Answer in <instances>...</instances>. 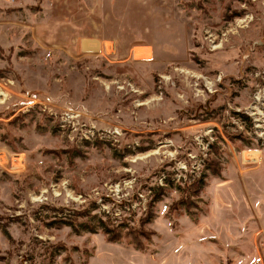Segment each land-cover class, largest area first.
<instances>
[{
    "label": "rangeland",
    "instance_id": "obj_1",
    "mask_svg": "<svg viewBox=\"0 0 264 264\" xmlns=\"http://www.w3.org/2000/svg\"><path fill=\"white\" fill-rule=\"evenodd\" d=\"M1 158L0 264H264V0H0Z\"/></svg>",
    "mask_w": 264,
    "mask_h": 264
},
{
    "label": "crops",
    "instance_id": "obj_2",
    "mask_svg": "<svg viewBox=\"0 0 264 264\" xmlns=\"http://www.w3.org/2000/svg\"><path fill=\"white\" fill-rule=\"evenodd\" d=\"M83 43H86L85 47H88L90 45V42L83 41L82 42L83 48H84ZM92 50H93V48H92ZM260 198L262 200L261 199L253 200L252 203L250 204L252 207L251 213L254 215V217L256 219H258L256 221V226L258 225V227H255L256 229L254 230V232L257 231V234H258L257 235L258 237H256V238L254 237V241H256V242H257V240L259 241V239H260V242H262V240L264 241V193L262 195H260Z\"/></svg>",
    "mask_w": 264,
    "mask_h": 264
},
{
    "label": "trees",
    "instance_id": "obj_3",
    "mask_svg": "<svg viewBox=\"0 0 264 264\" xmlns=\"http://www.w3.org/2000/svg\"><path fill=\"white\" fill-rule=\"evenodd\" d=\"M210 172H211L212 174L218 173V169L210 168ZM196 182L199 183V189H201V186H202V184H203V183L201 182V180L199 179V180H197ZM188 187L190 188V191H192V190L194 189V187H191V184H190ZM150 189H151V194L154 196V198H158L159 195H160V193H161V191L163 190L162 187H160V186H159V188L156 189V190H155V188H150ZM193 191L196 193L197 190H193ZM103 230H104L106 233H110V234H111V232L108 230V228L103 227ZM113 238H114V236L111 237V239H113ZM135 246H136V248H141V242L138 240L137 237H136Z\"/></svg>",
    "mask_w": 264,
    "mask_h": 264
},
{
    "label": "built area",
    "instance_id": "obj_4",
    "mask_svg": "<svg viewBox=\"0 0 264 264\" xmlns=\"http://www.w3.org/2000/svg\"><path fill=\"white\" fill-rule=\"evenodd\" d=\"M0 160H2V158Z\"/></svg>",
    "mask_w": 264,
    "mask_h": 264
}]
</instances>
